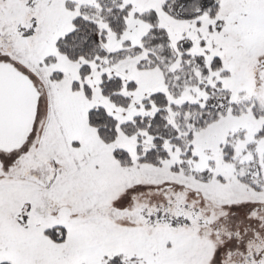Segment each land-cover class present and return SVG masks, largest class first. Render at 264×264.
<instances>
[{
	"label": "snow or ice",
	"instance_id": "obj_1",
	"mask_svg": "<svg viewBox=\"0 0 264 264\" xmlns=\"http://www.w3.org/2000/svg\"><path fill=\"white\" fill-rule=\"evenodd\" d=\"M0 264H264V0H0Z\"/></svg>",
	"mask_w": 264,
	"mask_h": 264
}]
</instances>
